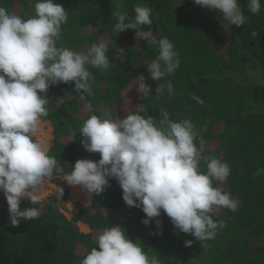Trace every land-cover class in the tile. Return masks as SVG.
Returning <instances> with one entry per match:
<instances>
[{
	"label": "trees",
	"instance_id": "trees-1",
	"mask_svg": "<svg viewBox=\"0 0 264 264\" xmlns=\"http://www.w3.org/2000/svg\"><path fill=\"white\" fill-rule=\"evenodd\" d=\"M53 2L62 4L68 14L56 46L87 52L104 41L110 64L108 69L85 65L91 73L92 94L77 93L74 82L52 83L42 93L49 99L48 116L42 120L51 122L54 134L49 155L64 172L70 173L79 159H100L83 143L81 129L91 115L119 121L142 109L140 115L159 124L167 111L172 121L192 122L194 143L198 148L205 143L202 156L229 165L227 179L214 180L213 186L230 193L238 206L235 211L214 206L211 215L223 227L214 238L199 241L175 228L163 210L149 225L143 224L146 214L126 205L114 178L102 193L92 194L89 205L75 204L71 219L60 208L68 199V189L59 196L62 202L52 195L36 204L23 198L21 210L35 207L41 215L21 218L18 225L11 224L7 199L0 197V264H81L99 234L114 225L123 227L160 264H264V0L256 14L249 10V0H238L245 24L226 28L212 18L222 14L195 5L194 0L182 7L175 0ZM34 5L35 0H0V7L23 18L35 14ZM138 5L150 8L152 19L151 25L138 30L157 39L166 36L180 60L179 67L159 81L152 80L147 70L158 56L157 46L136 38L135 29L114 31V11L127 13L131 20ZM141 74L152 88L147 97L136 88ZM158 84L164 85L161 95H156ZM199 168L206 172L207 161L201 159ZM62 178L54 170L50 180L60 186ZM74 189L80 200H88L89 194L78 185ZM78 221L87 224L90 232H81ZM189 240L192 244L186 246Z\"/></svg>",
	"mask_w": 264,
	"mask_h": 264
},
{
	"label": "clouds",
	"instance_id": "clouds-1",
	"mask_svg": "<svg viewBox=\"0 0 264 264\" xmlns=\"http://www.w3.org/2000/svg\"><path fill=\"white\" fill-rule=\"evenodd\" d=\"M194 4L216 10L232 26L244 25L246 17L238 0H194ZM249 10H261V0H249ZM35 14L23 18L0 7V191L9 205L12 225L23 220L39 218L35 207L20 209L22 198L38 203L44 196L46 181L54 170L63 181L81 186L89 195L100 194L114 178L122 188V197L129 207L142 208L149 225L161 211L171 219L175 228L192 234L197 240L214 238L222 221H214V206L235 211L238 202L231 194L213 186V181H225L230 175L227 163L202 156L203 146L194 143V126L190 120L169 119L167 111L156 124L151 116L145 118L138 109L119 121L91 115L81 129L83 143L89 152L99 153L98 161L79 159L70 173L49 155L47 141L42 134V118L48 116L47 93L52 83L75 84L77 93L92 94L91 73L85 65L97 69L110 67L108 45L104 41L93 44L87 52H77L56 46L61 25L68 14L62 4L53 0H35ZM134 19L127 13L114 11L117 18L114 31L135 29L136 38L156 45L158 56L147 67L151 79L159 81L166 73L179 67L174 44L165 36L157 39L139 26L151 25V9L134 8ZM127 21V22H126ZM137 91L144 97L151 95V85L141 74ZM158 84L156 95H161ZM171 93L172 85L168 84ZM203 103L199 97H193ZM201 159L207 161V171L199 168ZM63 196V188L57 194ZM157 221V227H160ZM162 234V233H161ZM192 241H186L190 246ZM81 264H160L151 259L140 244L131 240L120 225L105 228L96 238V246Z\"/></svg>",
	"mask_w": 264,
	"mask_h": 264
},
{
	"label": "rangeland",
	"instance_id": "rangeland-1",
	"mask_svg": "<svg viewBox=\"0 0 264 264\" xmlns=\"http://www.w3.org/2000/svg\"><path fill=\"white\" fill-rule=\"evenodd\" d=\"M188 0H175V4L178 7H182ZM212 18L218 22L219 25L222 27H225L229 25V23L226 20H223V17L220 15H213ZM42 134L47 141L48 147L51 146V142L54 138L53 134V126L50 121L48 120H42ZM205 143L202 142V146ZM81 189H83L81 186H79ZM63 188L68 189V199L66 200L65 204H62L61 211L69 218L71 219L73 217V209L75 207V204L80 203L82 205H89L92 200L93 196L89 195L88 200H80L78 196L76 195L74 186L69 185L66 181H63L62 178V185L58 186L56 183L52 182L51 180L46 181V187H45V193L42 199H47L49 196H55L58 198L59 202L61 201V198L57 195L60 190ZM85 191V190H84ZM87 193V192H86ZM0 197H5L3 191H0ZM23 199V198H22ZM62 202V201H61ZM78 227L83 233L90 232V227H87L82 222H77Z\"/></svg>",
	"mask_w": 264,
	"mask_h": 264
},
{
	"label": "crops",
	"instance_id": "crops-1",
	"mask_svg": "<svg viewBox=\"0 0 264 264\" xmlns=\"http://www.w3.org/2000/svg\"><path fill=\"white\" fill-rule=\"evenodd\" d=\"M86 192V191H85ZM79 222V221H78ZM80 222H82V221H80ZM83 224H85L84 222H82ZM87 227H89L87 224H85ZM80 229V228H79ZM90 229V228H89ZM81 231V230H80ZM82 232V231H81Z\"/></svg>",
	"mask_w": 264,
	"mask_h": 264
}]
</instances>
